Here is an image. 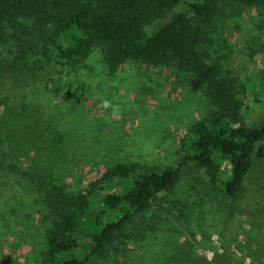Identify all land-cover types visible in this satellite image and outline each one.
Here are the masks:
<instances>
[{
	"label": "rangeland",
	"instance_id": "1",
	"mask_svg": "<svg viewBox=\"0 0 264 264\" xmlns=\"http://www.w3.org/2000/svg\"><path fill=\"white\" fill-rule=\"evenodd\" d=\"M177 10L186 12V4ZM167 21H156L147 34ZM212 48L245 88V123L264 125V8L220 4ZM210 110L203 92L175 83L172 69L129 62L110 75L98 51L76 71L41 56L6 70L0 77V264H35L46 248L44 187L77 194L116 164H133L138 172L175 169L180 141ZM218 167L217 181L229 165ZM259 203L264 206V157L236 198L188 163L172 191L149 206L144 236L119 250L114 245L90 264H264V210L252 225L247 215Z\"/></svg>",
	"mask_w": 264,
	"mask_h": 264
},
{
	"label": "trees",
	"instance_id": "2",
	"mask_svg": "<svg viewBox=\"0 0 264 264\" xmlns=\"http://www.w3.org/2000/svg\"><path fill=\"white\" fill-rule=\"evenodd\" d=\"M226 1L264 8V0H0V77L38 56L76 71L98 51L110 75L129 62L170 68L175 83L203 92L211 106L180 141L182 159L175 169L138 172L133 164H116L77 194L44 187L43 222L49 227L35 264H90L118 243V250L135 243L146 232L149 206L172 191L188 163L203 169L226 197L243 192L256 160L264 157V125L245 123V88L212 56L216 16ZM182 4L186 12L177 10ZM166 18L147 34V27ZM220 161L229 168L217 181ZM262 210L259 203L247 212L251 225L263 220Z\"/></svg>",
	"mask_w": 264,
	"mask_h": 264
}]
</instances>
